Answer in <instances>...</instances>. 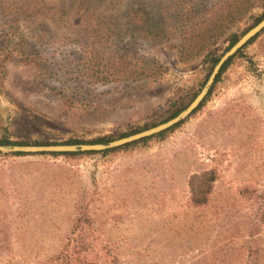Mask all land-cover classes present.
<instances>
[{
	"label": "rangeland",
	"instance_id": "obj_1",
	"mask_svg": "<svg viewBox=\"0 0 264 264\" xmlns=\"http://www.w3.org/2000/svg\"><path fill=\"white\" fill-rule=\"evenodd\" d=\"M217 2L0 0V137L113 142L165 123L200 93L209 63L205 55L179 61L177 30L164 42L134 36L144 28L135 31L132 16L158 18L176 5L183 31L195 16L187 13L199 16ZM236 6L243 15L210 46L214 56L226 52L230 34H245L264 13V0ZM262 32L202 108L163 139L75 157L0 152V264H40L57 255L82 203L119 263L242 264L251 220L235 191L264 184ZM127 72L134 75L125 78ZM27 113L33 120L26 126ZM213 167L219 178L211 201L193 208L188 180ZM259 239L253 244L264 248V230Z\"/></svg>",
	"mask_w": 264,
	"mask_h": 264
},
{
	"label": "trees",
	"instance_id": "obj_2",
	"mask_svg": "<svg viewBox=\"0 0 264 264\" xmlns=\"http://www.w3.org/2000/svg\"><path fill=\"white\" fill-rule=\"evenodd\" d=\"M237 1V0H236ZM236 1L234 0H218V2L201 12V15H196V12H189L187 15H195L192 18L186 20L187 25L180 29L175 25L174 17L178 14V7L173 5L170 11H163L156 18L152 13L144 18L141 13H135L133 17V27L134 30H141L144 28V35L141 32L133 33L134 36H139L140 38L147 36L152 39L159 40L158 42L170 41L173 38L175 30L181 33V39L177 45V58L180 62H188L193 57L198 55H205L206 62L209 63V75L213 70L214 66L218 63L221 56H214L210 51V46L215 44V41L219 39L227 30L230 28L231 24L241 15L243 11L236 6ZM264 18V13L256 18L253 26L257 25ZM264 32V30H263ZM262 32V33H263ZM244 34V33H243ZM232 33L228 37V46L226 51H228L242 36ZM261 33L255 38L250 40L240 51H238L232 58H230L221 68L219 74L217 75L212 87L210 88L207 96L198 106V108L192 113H196L202 108L204 103L208 100L213 92L215 85L220 81L221 75L226 71L234 59L242 56L243 50L249 45L253 44L259 37ZM259 50L264 54V42L260 43ZM115 72L106 73V76H112ZM127 76H133V72H127ZM207 76V78L209 77ZM206 78V79H207ZM116 79V80H120ZM201 90V89H200ZM198 95L196 93L182 108L172 112L163 122L174 118L183 110H185L189 104ZM32 115L25 114L22 124L26 125V122H32ZM1 123V121H0ZM182 123V122H181ZM181 123L172 127L171 129L155 135L150 138H145L140 141H136L127 145L120 147L119 149H127L134 147L139 143H144L152 138L163 139L167 133L172 132ZM27 126V125H26ZM154 125L152 127H155ZM130 136L128 134L123 135L122 138ZM110 139L108 138H98L92 141H78L69 140L64 143H40L36 141H30L27 139L14 140L11 141L8 137H0V146H49V145H80V144H108ZM116 150V149H115ZM113 150L104 151L103 154H109ZM80 153H66V154H47L52 156H64V157H75ZM14 156H27L25 154H14ZM219 178V171L217 167H213L207 171L193 174L188 180V190L190 195V205L193 208H204L209 205L211 197L213 194L214 184ZM257 182H246L237 187L235 191L234 200L241 205L248 208L250 226L248 227V238L249 241L246 244L245 260L242 264H264V248L255 246L253 243H260L259 232L264 230V184ZM257 227L259 230L257 231ZM40 264H123L119 263L117 255L115 254L113 248L110 246L108 241L104 240L102 235L98 232L95 220L90 215L88 203H82L77 209V215L74 220L72 230L69 237L66 239V243L61 247L60 252L51 257L47 262Z\"/></svg>",
	"mask_w": 264,
	"mask_h": 264
},
{
	"label": "water",
	"instance_id": "obj_3",
	"mask_svg": "<svg viewBox=\"0 0 264 264\" xmlns=\"http://www.w3.org/2000/svg\"><path fill=\"white\" fill-rule=\"evenodd\" d=\"M264 30V18L250 30H248L228 51H226L214 66L204 87L189 106L174 118L156 127L142 131L137 134L110 142L108 144H84V145H49V146H0V152H9L12 154L41 155V154H66V153H88L104 152L110 149L122 147L124 145L150 138L163 133L179 124L183 119L189 117L202 103L212 87L217 75L223 65L240 51L250 40L255 38Z\"/></svg>",
	"mask_w": 264,
	"mask_h": 264
}]
</instances>
